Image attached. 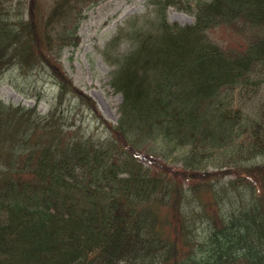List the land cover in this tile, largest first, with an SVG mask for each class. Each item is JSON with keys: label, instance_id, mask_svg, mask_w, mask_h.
<instances>
[{"label": "trees", "instance_id": "1", "mask_svg": "<svg viewBox=\"0 0 264 264\" xmlns=\"http://www.w3.org/2000/svg\"><path fill=\"white\" fill-rule=\"evenodd\" d=\"M100 1L0 0V75L55 90L0 99V264H264V0H149L107 44L116 122L61 62Z\"/></svg>", "mask_w": 264, "mask_h": 264}, {"label": "rangeland", "instance_id": "2", "mask_svg": "<svg viewBox=\"0 0 264 264\" xmlns=\"http://www.w3.org/2000/svg\"><path fill=\"white\" fill-rule=\"evenodd\" d=\"M147 3L149 0H102L89 7L79 25L78 47L65 51L61 59L64 70L96 101L102 115L112 122L117 120L118 104L121 100L120 94L108 84L109 74L114 68L112 55L125 49L127 45L122 42L109 49L107 44L118 31L129 25L128 21L146 16L149 11ZM167 19L185 25L193 21V16L170 6L167 9ZM207 34L224 48L237 44L234 40L236 34L224 25L210 28ZM30 93L39 98L38 103L29 97ZM54 93V87L43 73L28 78L16 70H7L0 75V99L4 102L27 106L36 103L37 109L45 112L48 108L47 99L50 100ZM236 99H239L238 95ZM238 102L242 103L239 100ZM253 109L256 111V106ZM82 117L88 126H93L86 112L82 113Z\"/></svg>", "mask_w": 264, "mask_h": 264}, {"label": "bare ground", "instance_id": "3", "mask_svg": "<svg viewBox=\"0 0 264 264\" xmlns=\"http://www.w3.org/2000/svg\"><path fill=\"white\" fill-rule=\"evenodd\" d=\"M247 92H248V90H247Z\"/></svg>", "mask_w": 264, "mask_h": 264}]
</instances>
